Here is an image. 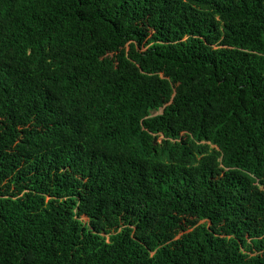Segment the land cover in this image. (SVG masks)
Instances as JSON below:
<instances>
[{
  "label": "trees",
  "instance_id": "trees-1",
  "mask_svg": "<svg viewBox=\"0 0 264 264\" xmlns=\"http://www.w3.org/2000/svg\"><path fill=\"white\" fill-rule=\"evenodd\" d=\"M0 264H264V0H0Z\"/></svg>",
  "mask_w": 264,
  "mask_h": 264
}]
</instances>
